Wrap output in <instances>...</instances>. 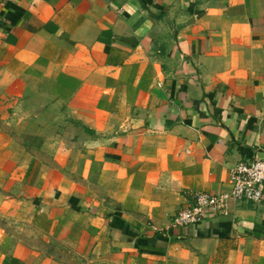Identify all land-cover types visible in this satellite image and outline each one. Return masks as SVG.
Listing matches in <instances>:
<instances>
[{
  "label": "crops",
  "instance_id": "crops-1",
  "mask_svg": "<svg viewBox=\"0 0 264 264\" xmlns=\"http://www.w3.org/2000/svg\"><path fill=\"white\" fill-rule=\"evenodd\" d=\"M263 156L260 0H0V264H264V204L170 224Z\"/></svg>",
  "mask_w": 264,
  "mask_h": 264
},
{
  "label": "built area",
  "instance_id": "built-area-1",
  "mask_svg": "<svg viewBox=\"0 0 264 264\" xmlns=\"http://www.w3.org/2000/svg\"><path fill=\"white\" fill-rule=\"evenodd\" d=\"M235 199L264 204V156L239 163L230 172V191L225 194L198 192L190 205L179 209L170 220L174 228L200 226L211 214L226 215L228 201Z\"/></svg>",
  "mask_w": 264,
  "mask_h": 264
},
{
  "label": "rangeland",
  "instance_id": "rangeland-1",
  "mask_svg": "<svg viewBox=\"0 0 264 264\" xmlns=\"http://www.w3.org/2000/svg\"><path fill=\"white\" fill-rule=\"evenodd\" d=\"M260 1L264 5V0H260ZM2 214L3 213H1V211H0V228L9 230V231L14 232V233L20 231L21 224L18 221H15V220H13L11 218H4L2 216ZM28 236H29L30 239H34L33 240L34 242H38V240L35 238L36 237L35 233L34 234H29L28 233Z\"/></svg>",
  "mask_w": 264,
  "mask_h": 264
}]
</instances>
